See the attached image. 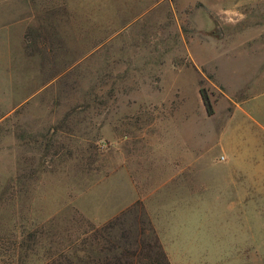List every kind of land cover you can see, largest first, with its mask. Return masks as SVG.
Here are the masks:
<instances>
[{"label": "rangeland", "instance_id": "obj_1", "mask_svg": "<svg viewBox=\"0 0 264 264\" xmlns=\"http://www.w3.org/2000/svg\"><path fill=\"white\" fill-rule=\"evenodd\" d=\"M263 77L264 0H0V264H264Z\"/></svg>", "mask_w": 264, "mask_h": 264}, {"label": "crops", "instance_id": "obj_2", "mask_svg": "<svg viewBox=\"0 0 264 264\" xmlns=\"http://www.w3.org/2000/svg\"><path fill=\"white\" fill-rule=\"evenodd\" d=\"M252 1L254 2V0ZM255 1H261V0H255ZM236 111L237 112L241 111L245 116H247V118H249L250 120L249 128L251 129V136L253 141L254 139H258L260 134H264V91L256 95L254 94L251 96L247 95L243 97L240 101H236L235 112ZM227 123H225L223 126L224 127L223 135H226L228 132ZM241 124L238 126H242V128L248 126L246 121L242 122ZM225 162L228 165V167L231 168L232 174L234 172L239 173L240 175H243L242 173H247V174L249 173L250 176L254 177V193L264 192V190H262V181L264 180V165L256 164L257 160H254V157L251 162H248L246 160V162L249 163L250 165H247L245 163V159L243 158V156H238L236 154L232 157L227 155Z\"/></svg>", "mask_w": 264, "mask_h": 264}, {"label": "trees", "instance_id": "obj_3", "mask_svg": "<svg viewBox=\"0 0 264 264\" xmlns=\"http://www.w3.org/2000/svg\"><path fill=\"white\" fill-rule=\"evenodd\" d=\"M201 95H202V98H203V101H204V104L206 106L208 113L213 114L214 110L212 107L210 96L208 95V93L205 91L204 88L201 89Z\"/></svg>", "mask_w": 264, "mask_h": 264}]
</instances>
